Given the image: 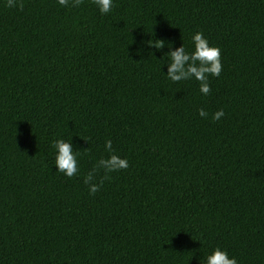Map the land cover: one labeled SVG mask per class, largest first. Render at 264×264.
Wrapping results in <instances>:
<instances>
[{"label": "trees", "instance_id": "16d2710c", "mask_svg": "<svg viewBox=\"0 0 264 264\" xmlns=\"http://www.w3.org/2000/svg\"><path fill=\"white\" fill-rule=\"evenodd\" d=\"M19 3L0 0V264H264V0ZM197 31L222 50L207 96L160 60ZM70 137L72 178L51 146ZM107 139L129 167L90 195Z\"/></svg>", "mask_w": 264, "mask_h": 264}, {"label": "clouds", "instance_id": "9594fccd", "mask_svg": "<svg viewBox=\"0 0 264 264\" xmlns=\"http://www.w3.org/2000/svg\"><path fill=\"white\" fill-rule=\"evenodd\" d=\"M61 6L67 7L71 4L73 7H78L83 3V0H57ZM93 3L98 8L102 15L111 12L114 0H93ZM22 7L19 0H7L9 8ZM193 50L188 51L183 43L179 48L167 46L169 51L163 55L160 60L168 57L166 78L173 83L187 80H195L199 82V91L202 95L207 96L211 89L209 84V76L218 77L222 72L221 56L222 50L218 46L210 44L207 37L202 31H197L191 36ZM142 48L146 45L148 48L147 55H155L152 49L160 51L165 48V41L161 39H141ZM199 115L207 118L208 113L204 109H199ZM224 111L221 109L212 115L213 120H219L224 116ZM52 148L55 154V167L57 172L62 173L66 177L72 178L79 173V160L81 152L74 150L72 137L68 139L58 138L52 141ZM105 150L109 153L107 158H101L84 177V184L87 186L89 194L94 195L100 190L103 184L95 182V174L97 169L103 168L105 173L119 172L129 167L127 158H121L115 153L112 146V140L107 139L104 143ZM107 178V176H105ZM200 264H238L235 256L229 255L226 249L215 247L211 253L207 254Z\"/></svg>", "mask_w": 264, "mask_h": 264}]
</instances>
